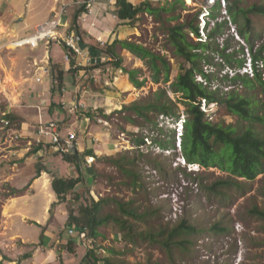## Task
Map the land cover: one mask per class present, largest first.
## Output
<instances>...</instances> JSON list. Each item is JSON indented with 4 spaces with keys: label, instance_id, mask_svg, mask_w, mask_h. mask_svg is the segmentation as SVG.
Returning <instances> with one entry per match:
<instances>
[{
    "label": "rangeland",
    "instance_id": "374dc122",
    "mask_svg": "<svg viewBox=\"0 0 264 264\" xmlns=\"http://www.w3.org/2000/svg\"><path fill=\"white\" fill-rule=\"evenodd\" d=\"M149 1L154 6L160 4L172 6L173 10L163 13L159 19L140 14L132 25L135 31L128 41L142 45L156 55L164 57L170 65L169 81L163 82L161 75L160 82L153 83L152 72L145 61L117 46L116 54L121 58L122 67L127 71L139 70V79L146 81L144 86L136 89L131 85L128 88L123 80L118 81L116 86H110V83L115 82L114 76H124V73L118 74L112 62L100 64L102 73L110 76L109 86L94 83L95 77H89L84 80L85 88L102 87L101 90L105 89V93L107 92V102L101 109L88 112L86 110L75 115L78 121L84 116L90 118L87 132H93L91 129H95L97 132L109 134L107 135L109 151L95 159L83 160L82 182L76 186L75 194L67 196V200L70 199V204L74 208L100 201L101 217L110 215L111 218L124 221L122 226L124 230L111 221L98 229L99 236L94 239L87 240L86 237L78 243V239L68 234L71 228L67 227L68 215L65 204H56L51 209V205L57 202L51 188L41 187V183L35 184L33 189L30 187L33 180L30 176L35 175V172L32 173L37 171L38 165L44 164L55 176L61 177L67 173V164L60 157L46 156L43 164L37 159L33 161V165H26L23 162L29 155L37 150L49 148L34 144L30 146L32 149L23 159L19 156L18 149L32 141L26 133H22L24 132L22 123H28V118L36 120L39 116L37 101H32L29 96V93L38 86L35 80L30 81V78H35L34 72L31 71L34 62L30 56L40 57L44 43L34 51L29 47L14 49L10 43L15 38L9 37L8 40L12 41L8 46L1 48L0 45L2 264H105L103 262L105 258L117 264L122 262L172 264L157 244L144 237L147 233L170 230L182 221L193 225L198 233L190 238L188 251L175 255L174 263L264 264V220L251 214L254 207L264 210V173L253 181L236 179L238 186L224 191V196L210 194L208 188L216 181L228 178V175L216 168L203 169L198 165L185 163L181 155L185 117L181 115L180 120L175 122L173 118L151 114L150 122L145 123L131 112L121 111L123 107L132 103L145 104L152 101L154 94L160 89L165 90L168 96L175 100L177 96L170 90V84L174 82L182 61L174 55L166 33L170 27L194 19L195 15L200 13L197 22L202 42L207 41V34L215 28L214 24L223 23L224 20L228 22L219 29L218 36L209 42L210 50L205 52L206 58L201 61V68L209 77V85L220 94L235 90L254 101L258 106V112L263 113L264 89L258 83L249 89L239 81L233 83L230 80L236 73L241 76L247 75L249 78L253 76L247 45L237 35L236 25L230 23L226 13L227 5L222 0L219 1L218 17L210 20L204 18L205 25L200 20V15L205 14L208 4L213 3V0L189 2L182 0L183 4H175L176 0ZM47 3L48 0H32V5H28L27 8L19 4H9L6 11L10 6L9 10L26 14L27 18L17 24L16 29H21L22 33H33L35 25L43 21L42 16ZM242 4L245 7L264 5V0H242ZM59 7L60 5L56 9ZM53 15L52 12L51 18ZM252 20L254 27L264 39V15L253 16ZM188 41L196 44L201 40L190 35ZM242 48L245 55L241 53ZM62 49L57 44L51 45L53 60H63ZM227 55L230 56V63L223 57ZM236 59H245L244 67L240 70L235 68ZM258 67L264 80V70L261 65ZM70 73L77 74V70ZM197 81L203 82L199 76ZM101 93L104 94L103 91ZM100 110L103 114L99 112ZM203 111L213 124L222 126L232 124L235 127L247 125L240 122L238 117L229 114L223 106L211 105L203 107ZM2 114L9 116L6 118L9 121L8 127L1 122ZM127 118H131L135 124L133 125ZM99 120H102V123ZM257 129L264 136V124L258 123ZM33 131L35 132V129ZM87 136L94 138L90 134ZM136 139H144L146 144L139 147ZM92 142L100 143L97 139H93ZM109 159H121V162L118 166ZM73 169V176L77 177L76 170L74 167ZM117 203L128 206L134 215L122 214ZM143 214L144 219L141 217ZM215 225L224 228L225 231H211ZM70 239H76L72 250L67 248ZM88 245L90 248L87 250L94 251L97 261L93 257L85 259L87 252L85 247ZM25 255L28 257L23 258Z\"/></svg>",
    "mask_w": 264,
    "mask_h": 264
},
{
    "label": "trees",
    "instance_id": "16d2710c",
    "mask_svg": "<svg viewBox=\"0 0 264 264\" xmlns=\"http://www.w3.org/2000/svg\"><path fill=\"white\" fill-rule=\"evenodd\" d=\"M226 3V13L230 19V23L236 25L237 35L247 45V51L252 67V78L241 76L239 73L233 75L230 79L235 83L239 81L246 88H252L255 83H258L264 89V80L259 71V65L264 70V39L263 36L256 30L252 20L253 16L264 15V5H252L245 7L242 0H224ZM181 3L182 0H176L175 4ZM114 12L118 20L132 26L140 14H147L156 19H159L163 13H169L173 10L172 6L158 5L154 6L149 0L142 1L138 5H133L130 0H114ZM81 11L83 8L81 7ZM220 11V2L210 7L209 17L216 19ZM216 13V15H215ZM200 13L195 15L194 19L177 24L170 27L167 31V40L172 47L174 55L182 61L179 66V72L175 80L170 84V90L177 97L172 100L165 90H158L154 94L152 101H147L145 104L132 103L129 106L123 107L122 112H131L137 118L142 119L145 123L150 122V115L156 114L165 117L173 118L175 122L180 120L181 115L184 118L183 133L181 136V155L188 165H198L203 169L216 168L219 171L226 173L228 178L220 179L213 183L208 191L216 196L223 195L224 191L238 186L236 179H244L253 181L259 175L264 173V136L257 129V124H264V112L260 113L257 110V105L250 98L240 95L235 90L225 94H220L218 90L211 88L208 75L201 68V61L205 60V52L210 50V41L218 36L219 29L226 25V20L223 23L214 24L212 29L207 34V41L202 42L200 36V28L197 22ZM77 15L74 16V24ZM77 33V32H76ZM192 35L195 39H200L196 44H191L188 41ZM79 36H81L79 34ZM82 39V37H81ZM260 43V44H259ZM119 46L122 50L127 51L136 58L145 61L152 72V82L159 83L160 77L163 75V82L169 81L170 65L164 57L156 55L152 51L146 49L142 45L135 44L131 41H114L110 45L100 47L96 44L93 53L104 54L112 57L113 66L117 70H122L128 76L129 83L136 89L144 86L145 80L139 79V70H125L121 64V58L116 54V47ZM258 46V47H257ZM84 47V46H83ZM65 51V49H63ZM242 55H245L244 48L241 50ZM228 63L231 62L230 56H223ZM74 58L71 60L73 64ZM235 68L240 70L244 67L245 59H236L234 61ZM54 67V68H53ZM51 68V80L54 86L62 88L64 82L63 70ZM61 68V67H60ZM90 71L100 68L99 65L90 67ZM80 69L68 71L73 72ZM86 71V69H83ZM197 76L201 77L203 82L197 81ZM202 102L204 105H202ZM211 105L223 106L232 116L238 117L240 122L247 123L246 126L235 127L232 124L222 126L213 124L208 120L203 107L207 108ZM182 108V111H180ZM103 114L102 110L99 111ZM182 112V113H181ZM181 113V114H180ZM88 114V113H87ZM9 118V116H6ZM134 125L135 122L131 118H127ZM137 146L145 145L144 139L135 140ZM36 153V152H35ZM62 160L75 168L77 177H53L51 180V190L55 195L57 202L51 205V209L56 204H65L67 211V227L75 228L77 231H84L87 240L94 239L99 236L98 229L109 222H115L123 230L124 221L118 218H111L110 215L101 217L99 214L101 202H92L89 205H80L76 208L70 204V199L67 196L75 194L74 190L82 180V163L88 158H96L92 150H86L83 155H78V158L72 152L66 154H57ZM112 163L119 166V160L109 159ZM40 165L37 167L36 174L42 172ZM136 185L137 182L135 181ZM78 198V197H76ZM119 210L124 215H134L132 209L128 206L117 203ZM50 209V211H51ZM251 214L260 220H264V210H259L254 207ZM144 219V214L141 215ZM213 232H224V228L217 225L211 228ZM198 233L196 228L182 221L176 227L170 230H159L155 233H147L144 238H147L154 244H157L167 255L172 264L177 253L188 251V246L191 244L190 238ZM77 239V237H75ZM76 239H70L67 243L68 250L75 246ZM130 240V237H129ZM86 250L90 246L85 247ZM25 255L23 258H27ZM95 258V253L92 250H87L85 259ZM3 260V259H2ZM97 261V259L95 258ZM105 264H117L111 260L103 259ZM2 264V261H0ZM127 264V263H120Z\"/></svg>",
    "mask_w": 264,
    "mask_h": 264
},
{
    "label": "crops",
    "instance_id": "0c3cea01",
    "mask_svg": "<svg viewBox=\"0 0 264 264\" xmlns=\"http://www.w3.org/2000/svg\"><path fill=\"white\" fill-rule=\"evenodd\" d=\"M109 1H111V3H109ZM130 1L133 3V5H138L139 2L144 0ZM7 2L8 1L4 2V0H0V45H2L1 48L8 46L9 43L12 41L11 39L8 40L9 37L15 38L14 40H17L32 36L35 32V29L40 24L45 23L51 18L52 12L54 13L57 10L56 7H58V5H60L59 8L66 6V11L64 13L63 19L64 24L66 25V27H68V30L77 32L78 35H81L80 37H82V46H84L83 50L85 53H88L90 55H96V53H93V49L91 47L95 48L98 40L103 42L104 45H110L116 40L128 41L129 37L133 35V31H135L132 26L125 25L118 20L117 15L113 10L114 0H97L93 6V12L90 15H86L85 13H83V11H81V8L73 3V0H48V3L46 4V8L44 9V13L42 16L43 21L35 25L33 33H22L21 29H16V25L20 22H23L27 18L26 14L22 12L13 11L12 9L9 10L10 6L7 7L6 11V6H8L9 4H19L27 8L28 5H32V0H11V2ZM7 15L8 18H6ZM75 15H77V19L74 24L73 21ZM64 30L66 29H60V31ZM52 44L53 43L48 46H46L45 44L42 45L44 49L40 57H37L36 55L30 56V59H32L34 62L33 67L31 66L32 64H30V66L32 67L31 71L35 74V78H30V81L32 82L35 80V82L38 83V86L32 92L29 93V96L32 101H37L36 107L38 109L39 116L36 120L28 118V123L23 122L22 131L24 132L22 133H26V136H29L33 139V129H36L35 126H37L40 121H53L60 125L62 135L65 136L67 132H74L76 134V140L74 142L76 154L78 153L79 155H83L86 150H92L94 155L98 157L104 154L105 152L109 151L107 143V135L109 134L104 133L103 131L97 132L95 129H91L93 132H87L86 130L88 128V125L90 124V122H86L84 120L85 118H87V116H84L80 121H78L75 115L79 114L80 112H85L86 110L88 112V110H96L97 108L101 109L105 106V102H107V92L105 93V89L101 90L102 87H96V89L85 88L86 83L84 80H87V78L89 77H95L94 83H98L100 85L104 84V87H106L109 86L110 76L108 74H103L101 68L93 69L94 72L90 71L89 69H86V71L77 70V74L70 73L68 71L70 69V66L67 65L63 60H53V57L51 56ZM60 47L63 48L62 46ZM38 48L39 46L35 49L30 50L34 51ZM63 49L62 53L64 54ZM77 60L78 62L81 61L80 58H78ZM34 65H39L42 67H45L46 65L49 70V73L47 75H44L42 71ZM53 66H55L56 70L58 67V70H63L65 72L64 82L61 89L52 84L50 71ZM37 79H39L40 81L37 82ZM113 80L115 82L110 83V86H116L118 81L123 80L124 82H126L128 88L131 87V84L128 81V77L125 74L124 76H114ZM62 90H64V92ZM101 91H103L104 94H102ZM79 103L83 105V109L80 108L78 110H74L73 107ZM89 134L93 135V139L99 140L100 143L94 144L92 142L93 139L87 136ZM30 142L31 141H28L27 143ZM30 146L31 145H25L23 146L25 148L22 147L21 149H18L19 156H22L20 158L23 159L26 153L32 149ZM46 156H56L61 158V156L55 155L53 151L47 148L44 150H37L36 153L29 155L27 158H25L23 163H25L26 165H33L34 160L36 161L37 159H40V162L43 164V161ZM85 159L87 160L92 158L86 157ZM67 166V173L61 177H74L73 167L68 164ZM40 169H42V172L39 174V176L36 174V171H33L32 173L34 174L35 172L34 176H30V178L33 179H30L32 181L30 184V187L32 189L35 184L38 185L40 183L41 187H50L52 178L60 177L55 176L53 172L49 171L44 164ZM78 243H80V241Z\"/></svg>",
    "mask_w": 264,
    "mask_h": 264
},
{
    "label": "built area",
    "instance_id": "2783aa9c",
    "mask_svg": "<svg viewBox=\"0 0 264 264\" xmlns=\"http://www.w3.org/2000/svg\"><path fill=\"white\" fill-rule=\"evenodd\" d=\"M97 0H73V3L80 8H83V13L86 15H90L93 12V6ZM185 2L192 0H184ZM217 0H213V3L208 4L207 9L205 10V14L200 15V20L205 25L204 18L210 20L209 10L210 7L216 4ZM221 1V0H218ZM224 2V0H222ZM159 2V1H157ZM111 3V1H109ZM160 3V2H159ZM164 5V4H163ZM66 11V6L59 8L54 12V15L51 19L46 21L45 23L40 24L36 29L32 36L25 37L22 39L14 40L10 43L14 49H19L22 47H29L30 49H35L39 46L40 43H44L46 46L51 43H55L59 46H62L65 51L63 54V61L70 66L73 70L80 69L83 70L85 68L97 66L100 64H104L106 62H112V57H106L104 54H97L95 56L85 53L82 46L81 37L74 31L68 30V27L64 24V13ZM65 28L66 30L60 31V29ZM97 44L100 47H104V43L98 40ZM74 58L73 64H71V60ZM78 58L81 59L78 62ZM47 65V64H46ZM42 67L39 65H34L38 67L44 75L49 73L48 68ZM118 74L122 75V70H117ZM40 80L37 79V82ZM64 92V90H62ZM82 108V104H76L73 109L78 110ZM1 122L5 127L9 126V121L6 120V115L2 114ZM86 122H90V118L84 119ZM102 123V120H99ZM76 140V134L74 132H67L66 135H62L60 125L56 122L49 121L43 122L40 121L36 126L34 132V138L29 145H36L38 147H49V149L53 152L59 154H66L71 152V148L74 147V142ZM33 146V145H32ZM68 234L70 236L77 237L79 241H83L86 239V233L84 231H77L75 228H71L68 230Z\"/></svg>",
    "mask_w": 264,
    "mask_h": 264
},
{
    "label": "water",
    "instance_id": "95a60500",
    "mask_svg": "<svg viewBox=\"0 0 264 264\" xmlns=\"http://www.w3.org/2000/svg\"><path fill=\"white\" fill-rule=\"evenodd\" d=\"M71 152L73 153V154H75L76 155V157L78 158V156H77V154H76V150H75V148L73 147V148H71Z\"/></svg>",
    "mask_w": 264,
    "mask_h": 264
},
{
    "label": "bare ground",
    "instance_id": "6f19581e",
    "mask_svg": "<svg viewBox=\"0 0 264 264\" xmlns=\"http://www.w3.org/2000/svg\"><path fill=\"white\" fill-rule=\"evenodd\" d=\"M189 2V1H188Z\"/></svg>",
    "mask_w": 264,
    "mask_h": 264
}]
</instances>
